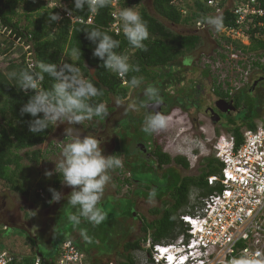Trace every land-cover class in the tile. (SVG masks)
Listing matches in <instances>:
<instances>
[{
  "label": "trees",
  "instance_id": "obj_1",
  "mask_svg": "<svg viewBox=\"0 0 264 264\" xmlns=\"http://www.w3.org/2000/svg\"><path fill=\"white\" fill-rule=\"evenodd\" d=\"M61 1L67 4L68 10L73 9V0ZM150 3L154 14L149 13L144 7L140 6L141 0H121L120 2V9L123 7H137V11L147 22L149 38L144 41L146 50L132 48L128 45L123 33L114 34L108 29L111 21L110 6L94 13L90 24L77 23L70 25L68 21H62L57 27L56 21L51 20L50 13L57 14L58 11L49 9L44 0H37L36 3L34 0H0V23L6 32L15 37H21L30 46L29 52L31 53L30 57L34 70H38L37 66L40 61L70 63L78 66L86 78L91 79L96 87L103 90V95L96 98L98 102H108L111 96L120 100L126 97L128 88L131 86L128 81L131 77L136 76L146 83L154 85H157L158 82L160 83V93H163L166 97L165 100L169 104V108H167L164 115L175 107L185 111L188 103L184 101L179 103L176 95L169 94L167 89L178 87L183 83L184 76L181 75V70L175 69L181 67L182 61L180 58L184 53L193 52L199 47L202 37L198 32L189 34L175 33L169 30L164 22L190 27L197 20L203 21L204 18L208 17L207 11L209 9L205 7L203 0H192L191 3L185 0H150ZM22 4L25 5L23 16L28 21V24L23 27L19 18H17L19 17L17 11ZM183 8L185 9L184 14L181 12ZM73 14L87 18L91 11L86 8L80 12L74 11ZM220 17H222L223 25H227L231 15L226 9ZM93 27L107 32L113 39L119 41V47L115 51L127 54L130 62L139 68V71L130 72L127 77H124L127 81L125 86L121 84L119 76L106 70L102 66V61L92 55L95 45L86 39V30H90ZM217 45L221 46V42L217 41ZM77 48L80 49V56L74 55L73 60L68 57L65 59V55L71 54L72 50ZM245 50L247 54H250L249 57L264 58V41L254 40ZM19 54L20 56L17 59L12 58L0 65V181L3 182L4 187L10 192L19 193L27 197L29 191L21 182L25 178L23 176L24 166L22 160L26 158L30 162H37L42 158L43 153L39 146L49 138L55 126H51L40 134L29 132L27 121L31 117L27 114L21 116L20 108L27 102L28 96L32 92L29 91L25 94V92L18 89V86H15L14 80H10L7 77V74L13 70H30L25 64L24 54ZM219 57L224 59L225 55L219 53ZM242 63L240 62V65ZM251 65L259 68L264 73V61L263 63H260L259 60L251 61ZM241 67L246 69V63L242 64ZM91 69L94 70L93 74H91ZM201 74L204 78L212 77L208 66L202 69ZM211 80L212 94L219 100L233 103L235 108L241 109L239 112L244 113L241 117L235 116L226 120L228 124L226 129L235 136L236 141L239 143L241 128L243 126L247 129L255 128L256 121L263 115L264 103L252 102L249 92L253 80H251L250 84L235 90L232 94H230L229 88L226 90L222 89L217 77L214 78L213 76ZM51 83V79L45 74V79L41 82L42 87L48 89ZM227 86L229 87L228 84ZM143 122L144 120L138 121L134 127L140 129ZM146 134L151 136V133L143 131L142 134L143 137L150 139ZM118 149H120L119 146ZM156 150L159 166L161 164L174 163L188 169L189 162L185 157L176 156L171 158L163 151L160 145ZM219 171V162L215 156H210L205 158V164L201 167L197 176L180 177L172 172L164 174L163 178L165 180L163 184L167 188L157 193V197L160 198L168 193L169 199L163 207L150 210L151 215L154 216L152 220L142 221L140 230L143 236L147 230H150L155 241L175 238L178 234V216L179 213L186 211L191 190L195 189L198 191V199L211 194L218 187L209 186L207 177L216 175ZM60 185L59 175L55 174L51 184L43 188L46 193L43 207H48L51 200V193L48 191L49 187L58 191ZM36 194L37 196L39 195L37 191ZM127 214L132 218L130 210ZM87 225H90L92 230L98 227L89 222H87ZM99 228L102 229L101 227ZM143 236L133 241H126L123 244V260L118 261L116 264H135L133 252L141 248ZM67 238L69 237L61 238V240H58L57 245L50 247L47 255H41L44 264H53L60 243ZM32 244L35 247L37 239H35V242L32 240ZM36 249L40 254V250L37 247ZM2 250L4 249H0V251ZM22 262L27 264L30 261L25 258ZM93 264H109V262Z\"/></svg>",
  "mask_w": 264,
  "mask_h": 264
},
{
  "label": "rangeland",
  "instance_id": "obj_2",
  "mask_svg": "<svg viewBox=\"0 0 264 264\" xmlns=\"http://www.w3.org/2000/svg\"><path fill=\"white\" fill-rule=\"evenodd\" d=\"M34 1L35 3L37 2V0ZM185 1L191 3L192 0ZM24 6L25 5L22 4L17 11L19 15L17 18H19L22 27L28 24L27 19L23 16ZM140 6L144 7L149 13L154 14L150 0H141ZM135 10H137V7ZM164 23L169 30L175 33L189 34L199 31L198 33H200L202 37L199 47L193 52L184 53L180 58L182 61L181 67L175 69L181 70V75L184 76L183 83L176 88L167 89V92L171 95H176L177 101L183 103V98L179 95L183 94L187 86L192 84V87L189 89V91L192 90L191 94H187L189 96L191 95L190 101L195 104L196 99L200 100L202 97L208 104H210L211 101L212 103L216 102L215 100L217 99H213L212 94V77H217L219 80L224 79V81L227 82L232 79V75L239 77L243 74V71L232 72L228 63L224 59L219 58V53L221 52L217 45L219 38L216 37L215 29L211 26L206 25L203 30L194 31L193 25L189 27L182 24L173 25L166 22ZM9 44L11 47V40L5 34L0 33V49L2 48L1 45ZM20 52L21 50L17 49L15 54L18 55ZM64 57L65 59H67V57L70 60L74 59L72 53ZM256 60L263 63L264 58L258 59L254 56H250L246 59V65L249 66L246 84H250L251 80L259 75L264 76V73H262L259 68L251 65V61ZM206 66H208L212 77L204 78L202 76L201 71ZM128 89L127 96L131 94V88L129 87ZM263 89L264 82L259 83L254 91L249 92L252 97V102H258L261 99L260 94ZM133 91L136 93L138 89H133ZM199 93H201L202 96L198 98L197 95ZM129 97L130 96H128V98ZM133 98L134 97L119 101L120 99L118 100L113 96L109 97L112 108L113 106L115 107V113L111 117L116 118L121 111L123 113L122 108L125 101H127L128 110L130 112L134 111V114H137L136 110H133ZM154 100L155 97L150 99L143 95L138 97L136 101L138 102L137 105H142L143 107L146 105L148 107L149 103ZM225 108L228 109V112L221 113L223 117L222 121L215 124L212 123L203 112L197 116L200 120H193L195 114H189L190 112L183 111L178 107L173 108L169 113L163 115L166 120L165 126L156 129L153 132V136L155 141L162 146L163 151L171 158L182 156L187 159L189 167L186 171L181 172V176L196 175L199 173L201 167L205 164V158L210 156L214 157V145L217 140L229 134V131L226 129L228 125L226 120L235 116L241 117L244 115L243 112L232 113L227 106ZM218 112L220 113V111ZM128 121L131 125H136L139 121L138 116L133 115L132 117H128ZM197 123L199 125H197ZM72 127L79 129L81 137L85 135L96 138L103 137V141L100 143L102 154L105 156L110 155L109 151L112 142L111 140L109 141L107 137L109 132L100 131L103 130V127L100 126L94 118L92 120H85L80 125L72 126L65 121L63 124L61 123L55 126L49 138L39 146L43 153L42 158L37 162H30L26 158L22 160L24 166L23 176H25V178L21 182L23 186L28 189V196L24 197L19 193L6 190L3 182L0 181V196L6 195V200L1 202L0 199V217L5 216L8 218L7 220L12 222L23 219L26 220V226L30 233L16 228L4 229L5 233L10 238L13 237V240H6L5 238L0 239V248L14 252V254L23 261L26 256L22 258L21 255L24 256L25 252L34 256L37 253L35 250L37 247L41 255H47L50 247L57 245L58 240L68 236L73 239L79 247L82 253V264L101 262L116 264L118 261L123 260V244L126 241H133L143 236L140 230L142 221L152 220L154 216L151 215L150 210L163 207L165 202L168 201L169 196L165 194V197L161 200L153 198L146 200L130 197L129 193L133 186L123 184L120 181L122 172H118L117 168H115L109 172L111 180L105 187L99 205L103 209L106 218L102 223L97 225L98 227L94 230H92L90 225H87V221L84 219L81 220L79 225L73 224L68 220V217L72 215L75 210L67 205L66 199H61L58 203H49L48 207H43V201L46 199V193L43 188L51 184L52 178L56 174L53 173L51 177H46L45 173L47 171H53L55 163L61 159L62 145L71 139L70 136L64 134V130ZM244 129H246L245 126L241 128V130ZM142 134L143 131L140 133V136H142ZM119 169L121 170L122 168L119 167ZM158 182L162 183L163 180L160 179ZM165 188L167 187H164V189ZM38 189L42 190V197L39 195L37 196L36 191ZM58 191L67 196L71 189L61 184ZM198 198V191L195 189L191 190L189 204L186 209L190 205L198 202ZM129 210L131 211L132 218L127 214ZM1 227L0 224V228ZM56 232L57 234H55ZM85 233L87 239L84 236ZM2 235L3 234L0 233V236ZM34 237L37 239L35 247L32 244V240L35 242L33 239ZM134 254L135 252H133V255Z\"/></svg>",
  "mask_w": 264,
  "mask_h": 264
},
{
  "label": "built area",
  "instance_id": "obj_3",
  "mask_svg": "<svg viewBox=\"0 0 264 264\" xmlns=\"http://www.w3.org/2000/svg\"><path fill=\"white\" fill-rule=\"evenodd\" d=\"M44 2L49 9L58 11L57 27L62 21H68L70 25L92 23V11L87 18L74 14L69 16L65 2ZM120 2L110 0L109 4L111 21L108 29L114 34L123 33L117 20ZM203 3L209 9L208 17L221 16L226 9L231 15L227 25L215 30L221 42L218 49L226 55L224 60L230 70L243 71L239 77L232 75V79L227 81L229 87L224 79H218L222 89L229 88L231 94L247 85L249 66L246 69L241 67L250 55L245 49L254 40L264 41V0H203ZM184 10L181 9L183 14ZM206 25L197 20L193 25L194 31L203 30ZM0 33L12 43L11 47L10 44L1 45L0 65L12 58L17 59L20 54L15 53L19 49L24 54L27 67L34 70L30 46L21 37L6 32L1 23ZM240 62L243 63L240 65ZM119 78L125 86V78ZM214 147L220 171L208 176L207 183L218 189L179 214L175 238L155 241L147 230L141 248L134 251L135 264H225L226 259L241 254L264 258V111L254 129L241 130L239 143L229 133L220 137ZM37 193L43 196L41 189ZM0 264L24 263L3 250L0 251ZM27 264H44V261L36 256ZM53 264H82V253L73 239L67 238L60 243Z\"/></svg>",
  "mask_w": 264,
  "mask_h": 264
},
{
  "label": "clouds",
  "instance_id": "obj_4",
  "mask_svg": "<svg viewBox=\"0 0 264 264\" xmlns=\"http://www.w3.org/2000/svg\"><path fill=\"white\" fill-rule=\"evenodd\" d=\"M109 4L110 0H73V9H69L68 14L72 16L74 11L80 12L86 8L96 13ZM50 18L58 21L60 16L50 13ZM117 20L128 45L146 50L144 41L149 38V30L140 13L133 7H123L117 13ZM202 23L217 31L223 27L220 16L206 17ZM86 39L95 45L92 55L102 61L106 70L122 78L127 77L130 72L139 71V68L130 62L127 54L115 51L119 47V41L107 32L93 27L86 30ZM72 54L80 56V49H73ZM37 67L38 70L20 69L7 74L8 79L14 80L20 91L25 94L30 90L32 92L20 108L21 116L27 114L31 117L27 121L29 132L40 134L65 121L73 126L93 118L105 120L109 115L106 104L96 100L103 95V90L96 87L91 79L86 78L78 66L40 61ZM45 74L52 81L48 89L41 87ZM142 82V79L136 76L128 81L132 87H139ZM143 94L151 99L158 97V90L155 87H145ZM165 123L163 115L150 113L144 118L142 130L152 133L158 128H163ZM64 134L71 139L62 145L61 159L55 163L54 170L47 171L45 176L58 174L61 184L71 191L65 196L55 188L49 187V203L66 199L67 205L75 210L68 217L69 221L79 225L84 219L93 225H99L106 218L99 205L105 187L111 180L109 172L121 167L122 161L115 154L103 155L100 141L90 135L81 137L77 128L65 129ZM84 236L87 239L86 233ZM225 264H264V258L259 255L241 254L226 259Z\"/></svg>",
  "mask_w": 264,
  "mask_h": 264
},
{
  "label": "flooded vegetation",
  "instance_id": "obj_5",
  "mask_svg": "<svg viewBox=\"0 0 264 264\" xmlns=\"http://www.w3.org/2000/svg\"><path fill=\"white\" fill-rule=\"evenodd\" d=\"M258 78H263V79L260 80L255 85V87L251 89V91H254V89L259 83L264 82V76H260V75L254 78L253 82ZM191 85L192 84L188 85L187 89L184 90L185 92L179 96L183 98L184 102L188 103L187 109L185 111L188 113L190 112L189 114H195L193 120L196 119L200 120V118L197 116L198 114H201L203 112V114L206 117H208L212 123L214 124L220 123V121H222L223 118L221 113L228 112V109L225 108L226 106L230 109L232 113L239 112L241 110L240 108L239 109L235 108L233 103L231 102H224L222 100L219 101L214 95H213V99H217L218 101L215 100L216 102L213 103L211 101V103L208 104L201 97L200 100L196 99L197 104L196 103L194 104V102L190 101L191 95L190 96L187 95V94H191L192 90L189 91V89L192 87ZM149 86L155 87L158 90V97H155V100L153 102H150L148 107L146 105L144 107L142 105L141 106L137 105L138 104V102L136 101L137 98L143 96L144 88ZM160 87L161 86L159 82L157 83V85H154L143 81L139 87L130 86L131 94L128 95L130 96L129 98L126 95V97H124L123 99L121 100L118 99L119 101H122L124 99H130L131 97H134L132 101L134 103V104L132 103L134 105L133 110H136L137 114H134V111L130 112L128 110L127 101H125L123 103V108H122L123 113L121 111L118 117L112 118L111 116L114 115L115 113V107L113 106L112 108L111 102L109 100L108 102H103L106 104L107 110L109 112V115L105 118V120L94 118V120L97 121L99 125L103 127V130L100 131L109 132V135H107V137L109 138V141L111 140L112 142V146L110 147L109 154L110 155L115 154L120 157L122 161V166L120 168L122 169L120 170L119 168H117L118 172H122V177L120 181L123 184H126L127 186L128 185L133 186L129 194L130 197H136V199H146V200L151 198L158 200L163 199L165 197L164 196L165 194L160 198H158L157 193L164 190L165 186L164 184L162 185V183L165 180L163 178L164 174H170L169 172H172L180 177L193 176V175L181 176V172L186 171L187 169L181 167L180 165H176L174 163L161 164L159 166L158 160L156 158V151H157L156 149L159 146V144L157 142L155 143L153 132L151 133V136H149V134H146L147 137H150V139L140 136V133L143 131L142 127L140 129L139 128L136 129L134 125H131L128 121V117H132L133 115H137L139 121L140 120L143 121L145 116L150 113L164 115L167 108H169V104L168 101L165 100L166 97L163 95V93H160L161 91ZM133 89H138V91H136L135 93ZM200 96H202L201 93L197 95L198 98ZM260 96L261 99L258 102H260L261 104L264 103V89L262 90ZM210 110L218 114L220 118L219 121L217 122L214 121V118L211 117V115L209 114ZM218 111H220V113ZM197 125L199 124L197 123ZM97 139L100 141V143L103 141V137H98ZM118 146L120 149H118ZM197 175H199V173H197L194 176ZM157 179L158 180L162 179L163 182L160 183L158 182ZM4 217L2 218L5 220L8 219Z\"/></svg>",
  "mask_w": 264,
  "mask_h": 264
},
{
  "label": "water",
  "instance_id": "obj_6",
  "mask_svg": "<svg viewBox=\"0 0 264 264\" xmlns=\"http://www.w3.org/2000/svg\"><path fill=\"white\" fill-rule=\"evenodd\" d=\"M93 72H94V70L91 69V74H93ZM262 79H263V78H258V79H256V80L253 82V84H252V86H251V89H253V88L255 87V85H256L260 80H262ZM251 89H250V91H251ZM209 114L211 115V117L214 118V121H215V122L219 121L220 118H219V116H218L217 113H215V112H213L212 110H210ZM0 224H1L4 228H6V229H9V228H16V229H21V230H23V231L29 233L27 226H26L25 224H23V223H13V222H8L7 220H5V219H3L2 217H0ZM29 234H30V233H29ZM33 239L35 240V237H34ZM36 252H37L36 255L41 257V254L38 253L37 249H36Z\"/></svg>",
  "mask_w": 264,
  "mask_h": 264
},
{
  "label": "crops",
  "instance_id": "obj_7",
  "mask_svg": "<svg viewBox=\"0 0 264 264\" xmlns=\"http://www.w3.org/2000/svg\"><path fill=\"white\" fill-rule=\"evenodd\" d=\"M5 188V187H4ZM6 190H8L7 188H5ZM9 191V190H8ZM0 199H1V202L3 201V200H6V195L4 194V195H2V196H0ZM4 204H5V201H4ZM12 220H15L14 218H11ZM9 222V221H8ZM10 222H12V221H10ZM13 223H23V224H25L26 225V220H16V222H13ZM2 226V225H1ZM4 229H6V228H4L3 226L0 228V233L1 234H3L2 236H0V239H2V238H5L6 240H13V237L12 238H10L6 233H5V231H4ZM0 249H2V248H0ZM3 251V250H2ZM6 251V250H5ZM8 253H10V254H12V255H14L15 257H17L15 254H14V252H11V251H7ZM25 255L23 256V255H21L22 256V258H24L25 256H26V258H28L29 259V261H31L33 258H34V256L36 257L37 255L35 254L34 256H32L31 254H29V253H27V252H25L24 253ZM40 257V256H39ZM18 258V257H17Z\"/></svg>",
  "mask_w": 264,
  "mask_h": 264
}]
</instances>
